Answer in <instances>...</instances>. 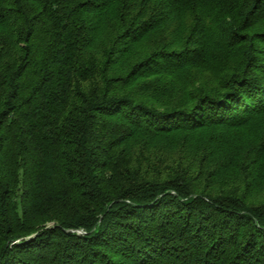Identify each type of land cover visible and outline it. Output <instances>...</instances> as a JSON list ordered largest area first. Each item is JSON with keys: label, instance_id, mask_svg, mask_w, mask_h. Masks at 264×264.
<instances>
[{"label": "trees", "instance_id": "16d2710c", "mask_svg": "<svg viewBox=\"0 0 264 264\" xmlns=\"http://www.w3.org/2000/svg\"><path fill=\"white\" fill-rule=\"evenodd\" d=\"M0 264H264V0H0Z\"/></svg>", "mask_w": 264, "mask_h": 264}, {"label": "water", "instance_id": "95a60500", "mask_svg": "<svg viewBox=\"0 0 264 264\" xmlns=\"http://www.w3.org/2000/svg\"><path fill=\"white\" fill-rule=\"evenodd\" d=\"M78 233L82 234V233H84V231L79 230Z\"/></svg>", "mask_w": 264, "mask_h": 264}]
</instances>
